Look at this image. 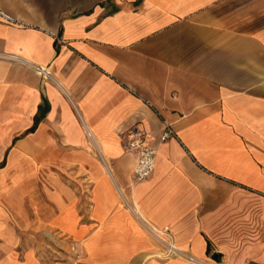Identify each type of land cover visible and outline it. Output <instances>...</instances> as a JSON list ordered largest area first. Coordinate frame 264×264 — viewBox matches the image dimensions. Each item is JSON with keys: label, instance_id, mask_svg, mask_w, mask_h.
I'll return each mask as SVG.
<instances>
[{"label": "crops", "instance_id": "crops-1", "mask_svg": "<svg viewBox=\"0 0 264 264\" xmlns=\"http://www.w3.org/2000/svg\"><path fill=\"white\" fill-rule=\"evenodd\" d=\"M0 264H264V0H0Z\"/></svg>", "mask_w": 264, "mask_h": 264}, {"label": "built area", "instance_id": "built-area-1", "mask_svg": "<svg viewBox=\"0 0 264 264\" xmlns=\"http://www.w3.org/2000/svg\"><path fill=\"white\" fill-rule=\"evenodd\" d=\"M36 71L43 77L49 76L48 72L44 68L36 67ZM86 136L89 139L92 138L91 133L87 130ZM171 136H174L171 126L167 123H164L160 140L165 141ZM126 137L127 149L135 157L132 181L133 183L145 181L152 175L155 169L156 151L148 145L144 130L141 127H134L128 131ZM147 231L162 246L163 250L160 254L161 257H174L179 253V250L176 248L173 242V237L168 227L163 229L149 227ZM188 260L193 261V258L188 256Z\"/></svg>", "mask_w": 264, "mask_h": 264}, {"label": "water", "instance_id": "water-1", "mask_svg": "<svg viewBox=\"0 0 264 264\" xmlns=\"http://www.w3.org/2000/svg\"><path fill=\"white\" fill-rule=\"evenodd\" d=\"M216 257V255H213V258H215Z\"/></svg>", "mask_w": 264, "mask_h": 264}, {"label": "trees", "instance_id": "trees-1", "mask_svg": "<svg viewBox=\"0 0 264 264\" xmlns=\"http://www.w3.org/2000/svg\"><path fill=\"white\" fill-rule=\"evenodd\" d=\"M209 252V251H208Z\"/></svg>", "mask_w": 264, "mask_h": 264}]
</instances>
